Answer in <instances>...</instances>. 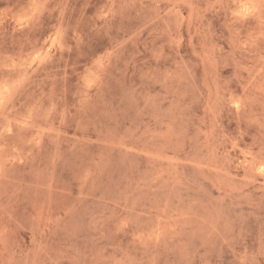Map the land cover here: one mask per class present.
<instances>
[{
    "label": "rangeland",
    "instance_id": "obj_1",
    "mask_svg": "<svg viewBox=\"0 0 264 264\" xmlns=\"http://www.w3.org/2000/svg\"><path fill=\"white\" fill-rule=\"evenodd\" d=\"M0 264H264V0H0Z\"/></svg>",
    "mask_w": 264,
    "mask_h": 264
}]
</instances>
